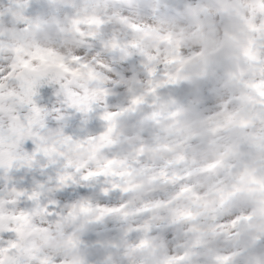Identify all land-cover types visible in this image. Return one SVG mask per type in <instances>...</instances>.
<instances>
[{
  "label": "clouds",
  "instance_id": "clouds-1",
  "mask_svg": "<svg viewBox=\"0 0 264 264\" xmlns=\"http://www.w3.org/2000/svg\"><path fill=\"white\" fill-rule=\"evenodd\" d=\"M0 264H264V0H0Z\"/></svg>",
  "mask_w": 264,
  "mask_h": 264
}]
</instances>
